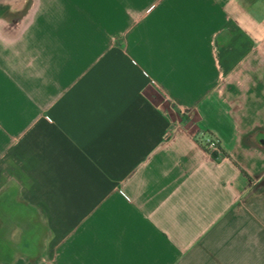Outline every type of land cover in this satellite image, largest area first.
<instances>
[{
    "label": "crops",
    "instance_id": "crops-1",
    "mask_svg": "<svg viewBox=\"0 0 264 264\" xmlns=\"http://www.w3.org/2000/svg\"><path fill=\"white\" fill-rule=\"evenodd\" d=\"M0 264H264V0L0 18Z\"/></svg>",
    "mask_w": 264,
    "mask_h": 264
},
{
    "label": "rangeland",
    "instance_id": "rangeland-1",
    "mask_svg": "<svg viewBox=\"0 0 264 264\" xmlns=\"http://www.w3.org/2000/svg\"><path fill=\"white\" fill-rule=\"evenodd\" d=\"M30 4H31V0H26L23 5L22 4L19 5V3H17V2H15L14 4H10L9 6L0 5V18H3L5 20H11L13 18H17V19L21 18L22 15L24 14L25 8H28L30 6ZM243 91H242V94H243ZM12 225H14V224H12ZM12 225L10 227L11 228L10 231L12 233L9 232V234L10 233L12 234L11 235L12 237L8 240V242L12 245L13 244L19 245V244H21V241L24 238V236L26 235L25 233H27L28 230H26V229H23L21 231L15 230L14 228H12Z\"/></svg>",
    "mask_w": 264,
    "mask_h": 264
},
{
    "label": "built area",
    "instance_id": "built-area-1",
    "mask_svg": "<svg viewBox=\"0 0 264 264\" xmlns=\"http://www.w3.org/2000/svg\"><path fill=\"white\" fill-rule=\"evenodd\" d=\"M156 87L159 91H162V89H160L158 86ZM200 145L210 157L213 158L215 156L216 159L222 157V155L220 154V146L216 138L210 135H203Z\"/></svg>",
    "mask_w": 264,
    "mask_h": 264
},
{
    "label": "bare ground",
    "instance_id": "bare-ground-1",
    "mask_svg": "<svg viewBox=\"0 0 264 264\" xmlns=\"http://www.w3.org/2000/svg\"><path fill=\"white\" fill-rule=\"evenodd\" d=\"M16 0H3L1 3L14 4Z\"/></svg>",
    "mask_w": 264,
    "mask_h": 264
},
{
    "label": "flooded vegetation",
    "instance_id": "flooded-vegetation-1",
    "mask_svg": "<svg viewBox=\"0 0 264 264\" xmlns=\"http://www.w3.org/2000/svg\"><path fill=\"white\" fill-rule=\"evenodd\" d=\"M0 5H2V6H4V5H5V6H6V5L9 6L10 4H7V3H0Z\"/></svg>",
    "mask_w": 264,
    "mask_h": 264
},
{
    "label": "trees",
    "instance_id": "trees-1",
    "mask_svg": "<svg viewBox=\"0 0 264 264\" xmlns=\"http://www.w3.org/2000/svg\"><path fill=\"white\" fill-rule=\"evenodd\" d=\"M220 154H222L221 151H220ZM222 156H223V154H222ZM213 159H216V157L214 156Z\"/></svg>",
    "mask_w": 264,
    "mask_h": 264
},
{
    "label": "water",
    "instance_id": "water-1",
    "mask_svg": "<svg viewBox=\"0 0 264 264\" xmlns=\"http://www.w3.org/2000/svg\"><path fill=\"white\" fill-rule=\"evenodd\" d=\"M3 0H0V3L2 2Z\"/></svg>",
    "mask_w": 264,
    "mask_h": 264
}]
</instances>
